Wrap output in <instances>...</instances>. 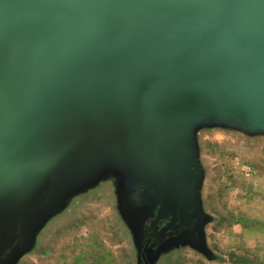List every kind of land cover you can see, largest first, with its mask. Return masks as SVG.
Segmentation results:
<instances>
[{
  "label": "water",
  "instance_id": "1",
  "mask_svg": "<svg viewBox=\"0 0 264 264\" xmlns=\"http://www.w3.org/2000/svg\"><path fill=\"white\" fill-rule=\"evenodd\" d=\"M210 127L264 135V0H0V264L108 174L137 264L211 259Z\"/></svg>",
  "mask_w": 264,
  "mask_h": 264
},
{
  "label": "rangeland",
  "instance_id": "2",
  "mask_svg": "<svg viewBox=\"0 0 264 264\" xmlns=\"http://www.w3.org/2000/svg\"><path fill=\"white\" fill-rule=\"evenodd\" d=\"M197 139L205 171L202 205L211 216L204 231L213 256L181 246L157 264H264V135L210 127ZM111 176L75 195L16 264H137Z\"/></svg>",
  "mask_w": 264,
  "mask_h": 264
}]
</instances>
